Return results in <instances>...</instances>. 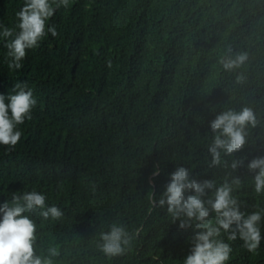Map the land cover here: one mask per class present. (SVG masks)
Segmentation results:
<instances>
[{
    "label": "trees",
    "instance_id": "1",
    "mask_svg": "<svg viewBox=\"0 0 264 264\" xmlns=\"http://www.w3.org/2000/svg\"><path fill=\"white\" fill-rule=\"evenodd\" d=\"M23 4L0 0V23L14 27ZM49 24L58 35L28 50L16 71L0 39V94L22 82L37 99L15 149L0 145V205L36 189L62 209L58 221L33 213L40 248L60 250L55 264H157L153 255L183 264L203 230L150 211L149 193L162 194L178 166L200 181L225 176L229 169L208 167L207 148L210 122L228 109L250 107L260 121L235 154L246 159L234 175L245 182L240 210L264 207L246 167L264 156V0H72ZM228 49L248 53L231 73L219 62ZM113 222L141 231L126 255L109 259L99 233ZM222 238L233 248L229 264H264V240L253 255Z\"/></svg>",
    "mask_w": 264,
    "mask_h": 264
},
{
    "label": "clouds",
    "instance_id": "2",
    "mask_svg": "<svg viewBox=\"0 0 264 264\" xmlns=\"http://www.w3.org/2000/svg\"><path fill=\"white\" fill-rule=\"evenodd\" d=\"M72 0H24L16 12L14 27L0 23V39L6 42L5 63L10 71L22 69L28 50L36 49L49 33L58 35L54 24L49 21L60 8H70ZM248 60L247 52L232 49L221 57L220 64L227 72H235ZM244 74L236 76V83L242 84ZM37 99L26 83L16 82L11 92L0 94V145L14 150L21 141L19 126L32 119ZM260 121L255 111L243 107L236 111L228 109L216 115L210 122L211 143L208 145L209 168L229 169L225 176L216 179L197 180L192 170L178 166L170 174L165 191L155 195L149 193L150 211L155 208L166 210L172 223L179 221V229L195 228L198 231L192 239L190 254L183 264H229L233 252L232 245L222 238L227 233L228 241L243 242V248L256 255L264 240V207L246 214L240 210L241 200L236 193L244 187V179L237 170L245 166V159H236L235 154L248 144L249 128H256ZM225 157H234L231 162ZM247 170L251 177L253 190L264 195V156L250 160ZM155 167L153 176L159 174ZM48 197L36 189L16 192L0 205V264H55L60 256L56 246L41 249L38 243L39 229L33 213L39 212L42 221H58L64 216L56 205L49 206ZM140 228L129 230L120 223L113 222L107 231L99 233V249L109 259L126 255L133 241L140 235ZM151 260L162 264L158 255Z\"/></svg>",
    "mask_w": 264,
    "mask_h": 264
}]
</instances>
